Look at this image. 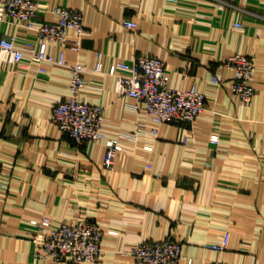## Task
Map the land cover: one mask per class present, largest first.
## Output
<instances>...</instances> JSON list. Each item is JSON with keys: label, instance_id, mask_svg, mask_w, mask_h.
<instances>
[{"label": "crops", "instance_id": "0c3cea01", "mask_svg": "<svg viewBox=\"0 0 264 264\" xmlns=\"http://www.w3.org/2000/svg\"><path fill=\"white\" fill-rule=\"evenodd\" d=\"M39 1L42 19L55 20L56 6L83 12V48L66 55L87 64L82 97L104 107L106 132L146 125L137 141L121 139L123 150L107 167L104 142L78 146L51 121L55 101L70 95V70L47 63L41 73L35 62L25 75L23 66L0 60V264H74L35 255L31 219L43 216L100 224V258L79 264H134L136 242L168 236L181 243L182 262L264 264V0ZM16 31L19 42L34 38L0 23V35ZM99 52L103 71L95 72ZM238 52L255 58L249 103L228 85L227 61ZM141 54L164 59L171 84L196 86L209 110L152 133L154 122L132 107L135 98L117 92L111 73L116 61ZM225 234L223 250L209 246Z\"/></svg>", "mask_w": 264, "mask_h": 264}, {"label": "built area", "instance_id": "2783aa9c", "mask_svg": "<svg viewBox=\"0 0 264 264\" xmlns=\"http://www.w3.org/2000/svg\"><path fill=\"white\" fill-rule=\"evenodd\" d=\"M42 4L39 0H0V23L15 24L34 38L18 41V31L0 35V60L23 66V74L29 72L32 63H37V71L46 72L45 64L65 66L70 70V95L56 100L51 121L61 133L69 135L78 146L87 142H104V165L111 166L123 150L122 138L137 141L141 136L144 122H137L133 132L111 136L105 129V110L101 104L90 102L82 96L88 85L85 75L89 69L82 61L70 62L67 50L79 53L87 35L84 14L77 8L56 6L55 20L39 18ZM127 28L136 30L138 23L125 19ZM237 27L242 23L237 22ZM57 46L53 50L51 44ZM103 53L99 52L98 62L93 69L103 71ZM233 70L228 85L243 103H249L256 94L253 85L255 58L241 52L233 54L227 61ZM116 78V90L121 96L136 99L133 108L144 110L154 122L150 130L159 132V125L165 123L194 122L199 115L209 110L207 95L196 86L179 88L171 84L170 72L164 59L153 54H141L133 61H116V70L111 72ZM213 82L223 84L218 76ZM218 142V140H214ZM4 187L3 170L0 165V189ZM35 230L32 234L34 253L43 258L69 260L74 264L96 261L102 253L101 242L104 231L100 224L88 219L76 222L55 223L50 216L31 219ZM112 234L116 231L110 230ZM225 234L220 244L210 247L223 250L228 244ZM182 245L175 238L143 240L136 242L130 254L134 264H193L192 260L182 262ZM213 264H242L238 262L216 261Z\"/></svg>", "mask_w": 264, "mask_h": 264}]
</instances>
